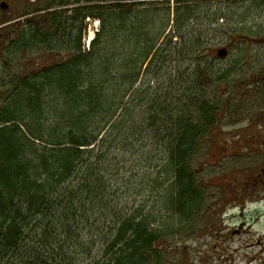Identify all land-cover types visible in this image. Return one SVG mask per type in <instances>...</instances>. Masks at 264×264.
Returning <instances> with one entry per match:
<instances>
[{"label": "trees", "instance_id": "trees-1", "mask_svg": "<svg viewBox=\"0 0 264 264\" xmlns=\"http://www.w3.org/2000/svg\"><path fill=\"white\" fill-rule=\"evenodd\" d=\"M205 1L177 0L176 35ZM31 6L0 23V264H163L156 219L122 201L154 169L163 207L198 216L210 179L194 161L221 118L222 75L168 70L199 41L165 35V0Z\"/></svg>", "mask_w": 264, "mask_h": 264}, {"label": "rangeland", "instance_id": "rangeland-1", "mask_svg": "<svg viewBox=\"0 0 264 264\" xmlns=\"http://www.w3.org/2000/svg\"><path fill=\"white\" fill-rule=\"evenodd\" d=\"M36 1L0 0L7 4L0 7V23L19 20ZM165 1L171 7L165 35L177 44L182 35L199 41L194 55H177L168 70L192 73L199 63L205 75H222L213 86L222 96L221 118L194 161L210 180L190 223L163 207L164 181L154 169L131 179L122 203L154 216L153 227L167 237L163 264H264V0L199 2L180 36L172 28L177 0ZM98 29L97 21L88 22L86 49ZM221 49L226 53L219 57Z\"/></svg>", "mask_w": 264, "mask_h": 264}, {"label": "water", "instance_id": "water-1", "mask_svg": "<svg viewBox=\"0 0 264 264\" xmlns=\"http://www.w3.org/2000/svg\"><path fill=\"white\" fill-rule=\"evenodd\" d=\"M0 6H1V8L5 9V8H6V3L2 2V3L0 4ZM225 53H226V51H225V50H222V49L218 51V55H219L220 57L224 56Z\"/></svg>", "mask_w": 264, "mask_h": 264}, {"label": "flooded vegetation", "instance_id": "flooded-vegetation-1", "mask_svg": "<svg viewBox=\"0 0 264 264\" xmlns=\"http://www.w3.org/2000/svg\"><path fill=\"white\" fill-rule=\"evenodd\" d=\"M2 2H0V4H1ZM1 7V6H0ZM3 9V8H2ZM6 9H7V4H6ZM0 28H1V25H0Z\"/></svg>", "mask_w": 264, "mask_h": 264}, {"label": "bare ground", "instance_id": "bare-ground-1", "mask_svg": "<svg viewBox=\"0 0 264 264\" xmlns=\"http://www.w3.org/2000/svg\"><path fill=\"white\" fill-rule=\"evenodd\" d=\"M91 36H92V34L90 35V39L92 38Z\"/></svg>", "mask_w": 264, "mask_h": 264}]
</instances>
